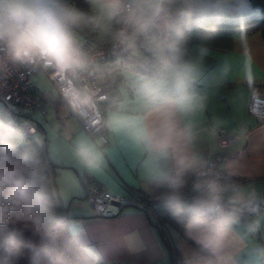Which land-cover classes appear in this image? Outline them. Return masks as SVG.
Listing matches in <instances>:
<instances>
[{
    "label": "crops",
    "instance_id": "obj_1",
    "mask_svg": "<svg viewBox=\"0 0 264 264\" xmlns=\"http://www.w3.org/2000/svg\"><path fill=\"white\" fill-rule=\"evenodd\" d=\"M174 16H184L191 27L208 21L240 22L261 16L249 0H169ZM76 9L87 17L98 14L93 0H78ZM108 31L97 29L99 41H107ZM91 25L78 28L82 38ZM182 56L191 68L188 91L194 97V110L184 118L190 136L182 148L205 163V156L217 150L216 135L220 128L235 133L239 139L227 151L223 170L228 176L225 201L244 212L253 205L264 204V120L247 110L252 94H264V38L260 32L239 36L229 50L192 43L181 44ZM151 53L137 42L135 50L123 46L111 60L115 68L110 78L100 76L114 96L103 106L106 143L99 133H88L79 117L58 96H39L45 108L55 107L50 119L52 130L46 131L51 159L61 164L55 175L56 193L68 205L73 217L67 223L72 239L90 255L115 264H171L167 249L151 213L133 206L117 207L113 203L99 212L88 204L85 188L97 185L124 194L151 193L149 176L153 169L145 144L138 139L144 108L136 95L135 84L151 70ZM57 103H64L61 110ZM46 115V113H45ZM34 116V115H33ZM81 144L99 155L94 166L86 165L77 153ZM82 178V181L80 179ZM239 193L236 200H232ZM229 242L222 264H264V211L240 218L233 215ZM165 238L176 253V264H190L198 245L187 233L168 221H162Z\"/></svg>",
    "mask_w": 264,
    "mask_h": 264
},
{
    "label": "clouds",
    "instance_id": "obj_2",
    "mask_svg": "<svg viewBox=\"0 0 264 264\" xmlns=\"http://www.w3.org/2000/svg\"><path fill=\"white\" fill-rule=\"evenodd\" d=\"M98 14L87 17L67 0H0V45L21 64L40 63L58 73L75 72L90 63L76 36V29L91 25L111 31L115 44L135 50L138 41L150 52L151 70L135 84L144 113L138 139L149 152L153 169L149 182L158 190L163 205L174 217H183L184 228L198 245L190 264H222L234 218L225 201V187L217 179L196 185L200 194L185 200L184 177L195 174L202 161L182 148L190 136L184 118L194 110L188 91L191 66L182 56L181 43L189 30L184 16H174L169 0H93ZM74 107L92 103L87 89L66 92ZM86 165L94 166L99 155L84 144L77 148ZM239 193L231 199H238ZM53 200L41 173L18 155L9 142L0 147V232L21 223L35 238L29 245L33 258L43 256L56 264V255L46 244ZM4 251L19 254L15 234L5 238ZM6 256L5 259H9Z\"/></svg>",
    "mask_w": 264,
    "mask_h": 264
},
{
    "label": "built area",
    "instance_id": "obj_3",
    "mask_svg": "<svg viewBox=\"0 0 264 264\" xmlns=\"http://www.w3.org/2000/svg\"><path fill=\"white\" fill-rule=\"evenodd\" d=\"M68 4L76 8V0H67ZM114 25L111 31L118 28ZM97 29L91 26L90 32L77 40L82 50L87 54L90 63L84 69L75 72L58 73L55 68H45L40 63L21 64L14 62L6 49L0 45V115H3L11 128L23 130L31 134L37 133V126L30 114L39 111L41 124L46 122L45 108L40 100V91L33 82L38 72H43L55 87L58 96L75 113L81 122L82 128L88 133H99L101 143H106L104 133L105 102L112 97L106 84L100 81V76L110 78L115 68L111 60L122 47L115 44L111 35L107 41H99L96 37ZM78 28L76 29V36ZM69 89H87L92 96V103L85 107H74L66 95ZM248 112L259 120H264V94H252L247 104ZM239 139L235 133L220 128L216 135L217 150L205 156L204 165L197 173H189L184 177L185 184L182 194L185 200L190 201L200 194L196 185H201L208 179H217L225 188L228 176L223 170L227 151ZM89 196L103 199L117 207L133 206L137 209L153 213L154 204L160 200L158 194L133 193L124 194L108 192L97 185L88 186Z\"/></svg>",
    "mask_w": 264,
    "mask_h": 264
},
{
    "label": "trees",
    "instance_id": "obj_4",
    "mask_svg": "<svg viewBox=\"0 0 264 264\" xmlns=\"http://www.w3.org/2000/svg\"><path fill=\"white\" fill-rule=\"evenodd\" d=\"M249 2L254 7L260 9L262 13L261 16L249 18L240 22H204L189 28V30L185 32L181 44L183 46H189L192 43H199L222 50H229L233 47L236 37L249 36L255 32H260L262 38H264V0H249ZM77 5L78 0H76V6ZM108 91L110 92L109 89ZM110 95L111 97L114 96L112 93H110ZM30 117L36 123L37 133L31 134L11 127L10 130H6L0 126V147L10 142L14 146L17 154L24 157L45 179L47 190L54 205L52 218L48 222L49 234L45 242L56 255V264H115L106 263L100 258L88 254L80 244L72 239L67 223L73 216L69 213L68 205L63 203L56 193L55 175L58 168L63 166L51 159L44 128L33 114H30ZM80 179L82 181L81 177ZM85 189L84 197L88 198V187ZM151 193L159 195L158 190L154 186ZM233 211L232 215L245 218L260 211H264V204L253 205V207L247 208L244 212H238L237 207L233 206ZM152 212L151 214L158 219L155 225L168 251L171 264H176V253L165 238V230L162 221H168L182 231L184 218L174 217L163 205L161 200L155 202ZM12 234H15V243L19 249L18 256H9L3 248L5 238ZM35 242V238L30 232L24 230L21 223L12 224L10 222L8 227L0 232V264H47L43 256L33 258L29 245ZM6 256H9V259H5Z\"/></svg>",
    "mask_w": 264,
    "mask_h": 264
},
{
    "label": "rangeland",
    "instance_id": "obj_5",
    "mask_svg": "<svg viewBox=\"0 0 264 264\" xmlns=\"http://www.w3.org/2000/svg\"><path fill=\"white\" fill-rule=\"evenodd\" d=\"M33 82L37 89L44 94L46 97L55 98L57 96V91L55 87L52 85V83L48 80L47 76L43 72H38L33 77ZM57 106L60 107L61 110H66L67 107L64 103H57ZM46 107V122L44 123V127L46 128V131L50 132V129L52 130V120L55 124H57V119L53 118L50 119L51 113L53 111V108L55 107V103L52 106H45ZM34 117L37 121L41 123V114L39 111H35L33 113ZM0 126L5 128L6 130H10V125L6 118L3 115H0ZM88 199V198H87ZM88 204L89 201H87ZM91 205V204H90Z\"/></svg>",
    "mask_w": 264,
    "mask_h": 264
},
{
    "label": "water",
    "instance_id": "obj_6",
    "mask_svg": "<svg viewBox=\"0 0 264 264\" xmlns=\"http://www.w3.org/2000/svg\"><path fill=\"white\" fill-rule=\"evenodd\" d=\"M88 201L91 204V206L93 208H95L97 211L99 212H104L106 205H107V201L103 200V199H99L97 197L94 196H89L88 197Z\"/></svg>",
    "mask_w": 264,
    "mask_h": 264
}]
</instances>
